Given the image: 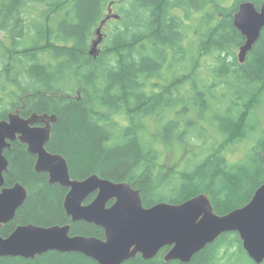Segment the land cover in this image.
Returning a JSON list of instances; mask_svg holds the SVG:
<instances>
[{
    "label": "trees",
    "instance_id": "16d2710c",
    "mask_svg": "<svg viewBox=\"0 0 264 264\" xmlns=\"http://www.w3.org/2000/svg\"><path fill=\"white\" fill-rule=\"evenodd\" d=\"M246 1L258 8L264 0H236L229 10L221 0H0V121L16 110L23 118L55 115L46 149L66 160L70 177L128 183L145 207L205 193L217 215L241 208L264 183V128L245 149L264 126V30L240 64L244 38L232 23ZM112 15L119 19L106 21L102 49L90 55L97 28ZM158 143L181 159L161 164ZM239 149L244 157L230 163L226 153ZM4 155V186L19 183L27 198L1 237L33 224L70 225L72 236L104 239L100 227L71 223L63 208L68 190L35 172L26 146L14 142ZM167 251L123 264H182L165 263ZM0 264L97 263L48 252ZM188 264L254 263L238 235L227 233Z\"/></svg>",
    "mask_w": 264,
    "mask_h": 264
},
{
    "label": "water",
    "instance_id": "95a60500",
    "mask_svg": "<svg viewBox=\"0 0 264 264\" xmlns=\"http://www.w3.org/2000/svg\"><path fill=\"white\" fill-rule=\"evenodd\" d=\"M96 30L90 55L100 52L102 28ZM119 19L118 16H112ZM233 26L244 38L237 60L247 55L264 29V7L257 10L251 2H242L233 16ZM55 115L32 114L27 118L19 110L0 121V229L11 222L27 198V189L16 183L5 187L8 161L4 155L18 141L36 157L34 170L45 173L49 185L67 189L63 208L71 223L85 222L100 227L104 239L70 235V225L40 227L19 225L7 238L0 236V258L32 260L48 252L76 253L97 264H123L138 255L152 260L168 248L163 261L188 264L193 257L221 235L236 233L247 257L254 264L264 263V183L250 201L225 215H217L209 197L199 194L181 204L157 203L145 207L140 192L128 183H113L93 174L85 180H73L66 160L47 151ZM264 170V162H263ZM92 201L86 204L89 197Z\"/></svg>",
    "mask_w": 264,
    "mask_h": 264
},
{
    "label": "rangeland",
    "instance_id": "374dc122",
    "mask_svg": "<svg viewBox=\"0 0 264 264\" xmlns=\"http://www.w3.org/2000/svg\"><path fill=\"white\" fill-rule=\"evenodd\" d=\"M235 1L236 0H221V7L222 8H224V9H226V10H229V8L232 6V5H234L235 4ZM38 20V17L37 16H35V18L33 19V20H31V21H33V22H36ZM3 37H4V33H2V32H0V40H3ZM104 41V40H103ZM102 44L99 46V49H102ZM237 54H238V49H236V57H237ZM203 61H208V59H205V60H203ZM0 96H2V91H0ZM146 123H147V125L148 126H150L151 127V129H155L156 128V124H154L152 121H149V119L146 121ZM154 124V125H153ZM203 124H206V123H203ZM202 125V124H201ZM207 125V124H206ZM259 127H258V131H257V133L255 134V135H253L251 138H253L252 140H250L248 143H247V147H245V149H250V147H251V145H253L254 144V140L256 139V138H258L259 137V135H260V130H262L263 128H264V126L263 127H261V122H259ZM212 130H211V132L209 133V135L210 134H212ZM169 145V144H168ZM164 147L165 146H161V144L160 143H158L157 145H156V147L155 148H157L161 153H162V155H161V157L159 158V162L161 163V164H164V165H166V166H172V165H174L176 162H178L180 159H178V155L180 154V152H177V151H168V149H164ZM246 150V151H247ZM242 149H239L238 151H234L233 153H231L230 155L229 154H227L226 153V156H228V161L230 162V163H232V162H234V161H237V160H239V158H241V156L242 157H244V154H245V151L243 150L242 152H243V155H242ZM249 151V150H248ZM190 158V157H189ZM200 158V151H195V154L193 155V157L191 158V159H195V160H198ZM185 162H183V164H184ZM182 166V161L180 162V164H179V167L178 168H180ZM184 167V166H183Z\"/></svg>",
    "mask_w": 264,
    "mask_h": 264
},
{
    "label": "flooded vegetation",
    "instance_id": "af4514ba",
    "mask_svg": "<svg viewBox=\"0 0 264 264\" xmlns=\"http://www.w3.org/2000/svg\"><path fill=\"white\" fill-rule=\"evenodd\" d=\"M241 3H242V2H241ZM239 4H240V3H239ZM239 4H238V6H239ZM238 6H237V9H236V11L234 12V14L237 12V10H238ZM262 7H264V1H262V2H261V5H260L258 8L256 7V9H257V10H261ZM234 14H233V16H234ZM112 16H113V15H112ZM112 16H110V17H112ZM232 23H233V17H232ZM263 30H264V29H263ZM263 30H262V31H263ZM262 31H261V32H262ZM243 43H244V42H243Z\"/></svg>",
    "mask_w": 264,
    "mask_h": 264
},
{
    "label": "bare ground",
    "instance_id": "6f19581e",
    "mask_svg": "<svg viewBox=\"0 0 264 264\" xmlns=\"http://www.w3.org/2000/svg\"><path fill=\"white\" fill-rule=\"evenodd\" d=\"M55 117H56V116H55ZM6 119H7V117H6ZM6 119H5V120H6ZM16 142H18V141H16ZM19 143H20V142H19ZM20 144H21V143H20ZM24 146H25V145H24ZM26 149H27V147H26ZM34 157H35V156H34ZM35 158H36V157H35ZM34 167H35V164H34Z\"/></svg>",
    "mask_w": 264,
    "mask_h": 264
}]
</instances>
